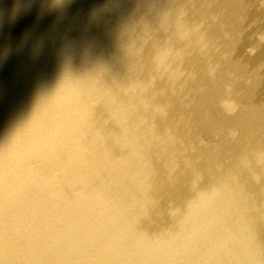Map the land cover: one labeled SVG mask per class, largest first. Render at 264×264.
<instances>
[{
  "label": "bare ground",
  "instance_id": "bare-ground-1",
  "mask_svg": "<svg viewBox=\"0 0 264 264\" xmlns=\"http://www.w3.org/2000/svg\"><path fill=\"white\" fill-rule=\"evenodd\" d=\"M26 31L87 48L0 67V264H264V0L53 2L0 45Z\"/></svg>",
  "mask_w": 264,
  "mask_h": 264
},
{
  "label": "clouds",
  "instance_id": "clouds-1",
  "mask_svg": "<svg viewBox=\"0 0 264 264\" xmlns=\"http://www.w3.org/2000/svg\"><path fill=\"white\" fill-rule=\"evenodd\" d=\"M58 8L59 13H66L76 0H12V7L3 6V0H0V34L6 27L16 24L25 15L34 10L43 16L50 11L52 3ZM36 6H39L38 8ZM87 45L79 40L69 38H55L49 34L34 35L32 31H26L13 48L12 45H0V67L8 60L9 56L15 52L28 51L33 58L47 54L51 49L58 57L77 54L86 50Z\"/></svg>",
  "mask_w": 264,
  "mask_h": 264
}]
</instances>
